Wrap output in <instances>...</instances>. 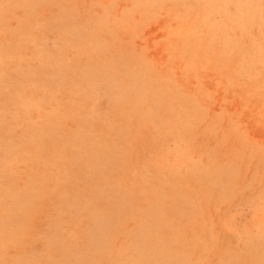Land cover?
Masks as SVG:
<instances>
[{"label":"rangeland","instance_id":"1","mask_svg":"<svg viewBox=\"0 0 264 264\" xmlns=\"http://www.w3.org/2000/svg\"><path fill=\"white\" fill-rule=\"evenodd\" d=\"M0 264H264V0H0Z\"/></svg>","mask_w":264,"mask_h":264}]
</instances>
